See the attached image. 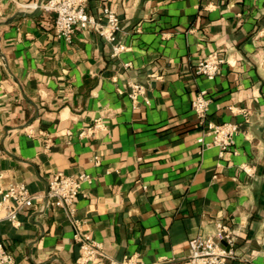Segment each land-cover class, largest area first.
<instances>
[{"label": "crops", "instance_id": "0c3cea01", "mask_svg": "<svg viewBox=\"0 0 264 264\" xmlns=\"http://www.w3.org/2000/svg\"><path fill=\"white\" fill-rule=\"evenodd\" d=\"M38 1L0 0V183L37 197L18 228L0 223L14 264H76L73 226L45 190L54 175L79 173L93 181L75 215L103 248L98 264H187L189 240L219 222L238 258L264 264V0H88L96 20L105 7L117 14L126 50L115 58L92 26L67 43L54 14L20 15ZM211 54L225 63L210 81L195 68ZM133 82L149 106L133 105ZM201 90L206 121L238 125L230 150L196 143ZM97 119L108 132L80 139Z\"/></svg>", "mask_w": 264, "mask_h": 264}, {"label": "built area", "instance_id": "2783aa9c", "mask_svg": "<svg viewBox=\"0 0 264 264\" xmlns=\"http://www.w3.org/2000/svg\"><path fill=\"white\" fill-rule=\"evenodd\" d=\"M88 0H46L39 8L44 13L54 14L53 29L56 37L71 43L73 35L92 26L106 43L113 45L111 57L119 55L125 51L124 45L115 44L116 37L120 31L117 14L107 7L102 9L101 20H96L85 11ZM22 9H35L36 5L21 6ZM258 35L264 38V29ZM225 63L223 58L215 54L208 55L201 60L195 68L197 76H203L207 80H214L219 68ZM1 65V64H0ZM128 97L135 106L139 99L146 106L150 101L146 97L144 88L136 83H129ZM210 100L208 93L201 90L191 103V110L197 116L199 125L203 127L202 136L196 143L204 149L210 147L220 148L222 151L230 150L235 142L234 138L238 132V125L232 123H218L206 121L208 105ZM247 116V113H244ZM247 121V120H246ZM108 132L107 126L102 119H97L92 124L84 127L78 137L80 139H91ZM204 137H209L210 141H204ZM97 163V160L94 159ZM249 174V169L243 168ZM0 174V180H1ZM92 178L86 173L75 175H54L48 184L47 199L50 205L64 210L65 215L73 226L74 241L79 248L76 264H98L106 256L101 245L96 242L89 233L83 230L84 222L75 215L74 203L80 195L83 184L92 183ZM36 196H32L24 184L9 185L1 187L0 183V223L7 222L11 226L18 228L20 225L19 214L31 206ZM215 231L205 237L197 236L189 240L190 248L187 264H228L230 261H241L249 264L245 259L236 254V239L229 227L222 222L215 224ZM0 264H14L13 256L6 251L4 244L0 242ZM110 264H114L110 262ZM118 264H142L134 257H124Z\"/></svg>", "mask_w": 264, "mask_h": 264}, {"label": "water", "instance_id": "95a60500", "mask_svg": "<svg viewBox=\"0 0 264 264\" xmlns=\"http://www.w3.org/2000/svg\"><path fill=\"white\" fill-rule=\"evenodd\" d=\"M42 5V0H39L38 3L36 4V8L34 9V11L32 13H25V12H20V15L26 18H29L30 16L36 15L37 13H39V8ZM47 193H48V187H46L45 190V199H47ZM48 200V199H47Z\"/></svg>", "mask_w": 264, "mask_h": 264}]
</instances>
